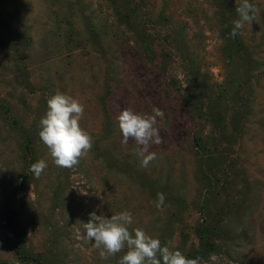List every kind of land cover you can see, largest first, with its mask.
I'll list each match as a JSON object with an SVG mask.
<instances>
[{"label":"rangeland","instance_id":"1","mask_svg":"<svg viewBox=\"0 0 264 264\" xmlns=\"http://www.w3.org/2000/svg\"><path fill=\"white\" fill-rule=\"evenodd\" d=\"M0 264H264V0H0Z\"/></svg>","mask_w":264,"mask_h":264},{"label":"trees","instance_id":"2","mask_svg":"<svg viewBox=\"0 0 264 264\" xmlns=\"http://www.w3.org/2000/svg\"><path fill=\"white\" fill-rule=\"evenodd\" d=\"M122 15L123 16H125V13H122ZM135 37H136V40H137V42L138 43H140V42H142V43H145V44H147V45H153L154 44V42H155V40H156V38H155V36H154V34H153V32H151V31H149V30H138V31H136L135 32ZM153 52H154V50H153ZM156 53V52H155ZM157 55V54H156ZM190 86H191V88H192V90H194V91H198V88L197 87H195L194 86V84H190ZM194 99H197V96L194 98ZM194 102H196V100H193ZM217 102V108H215V109H213L212 111H209V110H205V111H203V113L202 112H200L202 115L204 114V115H206V116H210V115H213V114H215V113H220V108H219V106H220V103L218 102V101H216ZM192 105V104H191ZM233 109H235V106H234V104H233ZM191 115H194V114H192V113H190V116ZM201 115V116H202ZM200 116V117H201ZM220 117V116H219ZM218 127V131L221 133L222 132V130H223V132L225 131V129H226V126L225 125H222V124H220V125H218L217 126ZM223 134V133H222ZM196 138H197V136L196 135H194V141H196V144H197V146L198 147H200V148H203V142L204 143H207V141H205V139H203V138H197V140H196ZM210 151H212V150H210ZM212 154L214 153V152H211Z\"/></svg>","mask_w":264,"mask_h":264}]
</instances>
